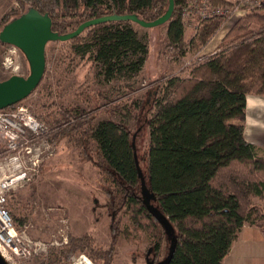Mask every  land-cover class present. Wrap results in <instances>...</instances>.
<instances>
[{
  "label": "trees",
  "instance_id": "1",
  "mask_svg": "<svg viewBox=\"0 0 264 264\" xmlns=\"http://www.w3.org/2000/svg\"><path fill=\"white\" fill-rule=\"evenodd\" d=\"M22 2L49 14L53 30L60 34L114 14H135L155 21L169 4L168 0ZM212 2L230 4V0ZM186 4L187 0H175V12L165 25L164 52L172 50L175 60L194 46L185 38L182 9ZM226 22H204L197 31L196 46L204 48ZM137 28L132 22L104 23L69 42L58 43L70 46L76 58H89L107 81L116 80L131 88L149 55ZM159 92L164 95L161 100L154 97L148 123L146 181L157 206L177 229L178 243L170 264H223L245 226L264 234V204L252 202V198L264 202V157L245 135L248 96L264 95V8L240 18L217 54L194 64L187 77L164 81ZM140 105L133 103L137 110ZM63 116L66 122L74 121L62 132L78 138L81 147L94 148L88 160L109 183V206L126 211L135 224L157 234L153 251L160 253L163 243L168 244L167 237L141 199L136 150L127 125L114 119L94 123L79 109L65 111ZM111 232L114 234V227ZM68 246L63 253L67 261L76 252H85L97 264H113L114 248L97 250L87 238H71Z\"/></svg>",
  "mask_w": 264,
  "mask_h": 264
},
{
  "label": "rangeland",
  "instance_id": "2",
  "mask_svg": "<svg viewBox=\"0 0 264 264\" xmlns=\"http://www.w3.org/2000/svg\"><path fill=\"white\" fill-rule=\"evenodd\" d=\"M29 8L22 0H0V31ZM237 21L234 18L224 26L231 27ZM137 29L149 55L142 74L131 88L116 80L107 81L89 58H76L70 46L50 43L46 50L47 70L43 81L29 98L19 103L46 124L50 134L42 141L53 146L45 151L38 172L9 197L8 209L16 228L21 235L38 244L37 252L26 264H97L85 252H76L70 260H65L63 253L71 238H87L97 250L114 248L113 264H147L148 259L157 264L168 255L166 242L160 253L153 251L157 234H152L150 228L140 227L129 213L109 206L106 194L109 183L104 181L106 178L101 170L88 160V156H93L94 148L87 150L78 144V138L62 132L74 121V118L69 122L63 120L64 112L69 110L85 111L88 121L94 123L114 119L126 124L146 178L150 141L148 123L154 97L158 95V99H162L164 93L159 91L164 81L189 75L193 65L185 68L188 57L216 49L209 51L196 46L197 32L189 28L185 38L194 46H189L182 59L175 60L172 50L168 49L167 54L164 52L166 26L151 30L138 26ZM14 75L27 77L28 63L19 50L0 43V82ZM250 96L264 101V95ZM136 101L142 103L138 110L133 107ZM255 123L249 117L245 124L249 139L260 132L254 133L248 126ZM3 145L0 142V154L4 153ZM261 150L264 157V149ZM252 202L264 204L257 198H252ZM244 233L247 245L237 264H264V234L253 236L250 230Z\"/></svg>",
  "mask_w": 264,
  "mask_h": 264
},
{
  "label": "built area",
  "instance_id": "3",
  "mask_svg": "<svg viewBox=\"0 0 264 264\" xmlns=\"http://www.w3.org/2000/svg\"><path fill=\"white\" fill-rule=\"evenodd\" d=\"M262 8L264 0H230V4L224 6L216 5L212 0H187L182 9V20L186 29L197 32L204 22L239 20L249 12ZM217 51L218 48L210 53L199 52L188 57L185 68L206 61ZM49 134L46 124L25 106L17 104L0 110V142L4 144V153L0 154V254L8 264H26L37 252L38 244L21 235L16 228L8 202L11 193L38 172L45 151L53 148L48 141H42Z\"/></svg>",
  "mask_w": 264,
  "mask_h": 264
},
{
  "label": "water",
  "instance_id": "4",
  "mask_svg": "<svg viewBox=\"0 0 264 264\" xmlns=\"http://www.w3.org/2000/svg\"><path fill=\"white\" fill-rule=\"evenodd\" d=\"M165 13L155 21H146L138 15H111L93 19L81 24L75 31L60 34L53 30V21L49 14H41L30 7L21 17L6 24L0 31V42L16 47L29 66L27 77L14 75L0 82V110L15 106L27 98L39 87L47 70L46 50L50 43H66L81 36L88 29L111 22H132L144 29H155L167 25L175 12V0H168ZM136 152V151H135ZM140 173L141 199L147 211L161 225L167 237L169 252L167 257L157 264H170L178 243L177 229L169 217L157 206V199L148 189L147 181L140 167L137 152L135 154ZM0 264H8L0 254ZM147 264H155L147 260Z\"/></svg>",
  "mask_w": 264,
  "mask_h": 264
},
{
  "label": "crops",
  "instance_id": "5",
  "mask_svg": "<svg viewBox=\"0 0 264 264\" xmlns=\"http://www.w3.org/2000/svg\"><path fill=\"white\" fill-rule=\"evenodd\" d=\"M230 23V21H229ZM227 23L226 26L229 24ZM233 26L228 27L224 26V31H222L218 34L217 37L213 38L203 49L204 50H214L219 47L220 43L224 39V37L228 34V32L231 30ZM193 30V29H192ZM195 32V31H194ZM255 104L252 106V104ZM252 106V107H251ZM250 113L252 115H250ZM249 117L256 122L255 124H249L248 126L251 128V131L254 133L256 131H260L259 134L256 132L253 138L249 139L246 134V127H245V135L249 142L255 144L260 149H264V122H262L261 119H264V101L262 98L259 97V99H255L253 96H248L247 99V112H246V123L249 119ZM252 132V134H253ZM262 153V150H261ZM246 230H250L253 236L261 235L263 236V233L256 227L252 226H245L239 236V239L233 244L230 254L227 256L223 264H237L238 261L242 258V255L244 254L245 246L247 245V238L246 233H244Z\"/></svg>",
  "mask_w": 264,
  "mask_h": 264
},
{
  "label": "flooded vegetation",
  "instance_id": "6",
  "mask_svg": "<svg viewBox=\"0 0 264 264\" xmlns=\"http://www.w3.org/2000/svg\"><path fill=\"white\" fill-rule=\"evenodd\" d=\"M23 14H24V13H23ZM23 14H20V15L14 17L13 20H14V19H17V18H19V17H21V15H23ZM0 43H1V42H0ZM2 45H4V44H2ZM4 46H6V45H4Z\"/></svg>",
  "mask_w": 264,
  "mask_h": 264
},
{
  "label": "bare ground",
  "instance_id": "7",
  "mask_svg": "<svg viewBox=\"0 0 264 264\" xmlns=\"http://www.w3.org/2000/svg\"><path fill=\"white\" fill-rule=\"evenodd\" d=\"M2 44V43H1ZM6 46H11V45H6ZM16 48V47H15Z\"/></svg>",
  "mask_w": 264,
  "mask_h": 264
}]
</instances>
